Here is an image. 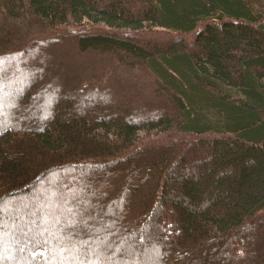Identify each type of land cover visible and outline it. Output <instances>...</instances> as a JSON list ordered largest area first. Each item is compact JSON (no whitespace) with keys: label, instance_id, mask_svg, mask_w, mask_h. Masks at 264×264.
Masks as SVG:
<instances>
[{"label":"trees","instance_id":"1","mask_svg":"<svg viewBox=\"0 0 264 264\" xmlns=\"http://www.w3.org/2000/svg\"><path fill=\"white\" fill-rule=\"evenodd\" d=\"M50 42L71 50L24 65L30 48ZM89 53L102 57L75 56ZM125 80L135 89L126 92ZM103 89L111 102L87 107ZM151 101L161 111L142 116ZM2 105V264H31L7 253V199L69 167L78 172L66 178L95 183L113 166L126 188L151 182L125 209L138 229L131 241L161 249L156 264H264V0H0ZM142 132L153 139L142 142ZM62 187L45 191L61 195V211L57 197L37 196L53 210L41 215L49 226L38 225L36 251L46 264H72V255L75 264H112L67 240L81 205Z\"/></svg>","mask_w":264,"mask_h":264},{"label":"rangeland","instance_id":"2","mask_svg":"<svg viewBox=\"0 0 264 264\" xmlns=\"http://www.w3.org/2000/svg\"><path fill=\"white\" fill-rule=\"evenodd\" d=\"M69 43L70 42H68L67 44L58 45L55 42H50L49 44L44 43L46 47H42L43 45H40V47L36 46L34 48H30L28 54L26 55V57H24L22 62H24V65L28 64V62L30 61L37 62L41 67H43L42 62L49 61V57L47 58V56H53V58L55 59L58 52H67L71 50ZM38 50H40V52L36 54ZM74 50L75 48L72 49V51ZM75 56L78 58V60H90L93 62L98 61L100 59L99 57H102V55L100 56L97 53L84 54L80 57H78V55ZM14 63L18 64V60H14ZM14 63L12 62L11 65H13ZM41 74H45L43 70H41ZM35 76H37V73L32 74L31 78L33 79ZM123 85L124 86L122 87L124 90H126V92L128 90H132L131 88L135 89V87L132 86L131 81L129 80H125ZM123 89H121L122 92L124 91ZM70 90L71 89L66 90L64 94H60L59 92L57 94H60V96L62 95L64 97L69 94V92H71ZM106 91L107 90L103 89L99 91V95L92 96L85 100L87 107L98 104V102L101 99H104V97V100H107L106 103L111 102L109 101L110 96ZM112 91L114 93V96L115 94L120 93V91L117 89H114ZM20 94L21 91H19L18 95ZM151 102L152 103L149 109L144 108L139 111L142 116L146 117L148 114L153 115L154 113L161 111L158 107L159 104L156 101ZM29 103H31L33 108L34 106L39 107L42 103L41 95H36V98L32 97L31 99H29ZM52 105H54V103ZM2 106H4V111H0V115L2 118H7V111L10 110L9 105ZM15 110L19 111L20 109L15 108ZM21 114H23V112L19 115ZM23 115L26 114L24 113ZM36 117L37 116L35 115L27 116V118L34 121L35 123H38L42 120ZM1 130L2 128L0 129V131ZM141 134V137L143 139L142 142L153 139V137H147L148 134L145 132H142ZM121 164L127 166L128 162L121 161ZM96 169H99V167ZM76 170L74 167H69V169H66L65 173L75 174L76 172H78ZM110 171L111 172H109V175L103 174L104 176H102L100 181H98V179L96 178L94 180L95 183L88 182V177L85 175L80 177L82 178L81 180H78L76 177H74L75 179L66 178V174L62 171V175L60 174L57 177V181L52 184L54 176L47 175L44 178V181L34 186V188L30 192L18 194L13 198H9V200L7 199V202L5 203V211L9 213L8 215H10L13 220V222H11L13 223V225L10 224L8 226V229L11 230L12 234L6 240V245L10 247V249H6L7 253L11 252V254L13 255L15 253L14 256L16 258L18 256H24L26 261L31 264H46L45 257L40 256L36 251L37 247L43 245L42 234L38 225L40 224V226L42 227L49 226V224H47L46 222H41V215H43V212L46 211L52 212L53 208L51 207L49 202H45L41 198H37V196L40 194L42 196L46 195L49 198L57 197L56 195L54 196V193L48 192V194H46L45 191H50V189L53 188L61 189V185H63L61 191L63 192L62 194L65 193L67 195L70 194L69 191L74 190L75 193H73L72 191V196L75 198V200L77 199V201H79V206L81 205L80 207H78L79 211L77 215V217L79 218V223H76L73 226L75 229V233L70 230L67 231L69 235L66 234V238L67 240H70V242H74V240H77L76 242L79 250H76L83 251V253L86 254L89 259L94 255L105 256V262H109L112 264L117 260L120 261L119 264H128L130 262L135 263V261L137 260H141L140 262H144V264H156L157 262L154 260V258L156 256V253H159L161 249L154 245L151 250L147 251L146 253L140 251V247L142 245H136L131 241L135 238L138 229L136 226H133V228L129 226L131 213H126L125 209L127 208L128 202L132 200L136 202V205H140L139 203L142 200L144 193L148 191L151 182H149V184H146L148 183L146 182L143 185L145 187L143 189H139L137 182L133 180L131 181L132 185L137 187L138 189L135 190V188H126V183L124 180L126 173H115L117 172V170L114 166L111 167ZM90 172H92V177L94 178L100 176L98 170L94 172L93 170H90ZM138 177L139 176H136L135 178ZM142 180L143 178H140L139 181H141V183L143 184ZM60 197L61 195L57 197L58 199H56L58 202L61 201L59 199ZM60 203L61 205L55 204L53 207H56L57 210L61 211L63 203ZM125 214H127V216ZM63 216L68 220L76 217V215L72 214L71 212L69 213L68 210ZM260 241V245L262 244V246H264V236ZM76 250L74 251V253L77 252ZM71 258L72 259L70 262H72V264H75L76 261H78L74 255H72Z\"/></svg>","mask_w":264,"mask_h":264},{"label":"snow or ice","instance_id":"3","mask_svg":"<svg viewBox=\"0 0 264 264\" xmlns=\"http://www.w3.org/2000/svg\"><path fill=\"white\" fill-rule=\"evenodd\" d=\"M0 238H2V232H0ZM0 264H2V257H0Z\"/></svg>","mask_w":264,"mask_h":264}]
</instances>
